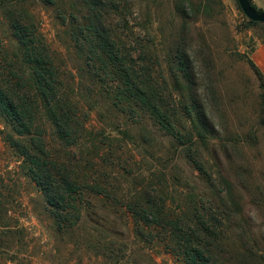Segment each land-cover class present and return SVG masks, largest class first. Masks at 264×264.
<instances>
[{
    "label": "rangeland",
    "instance_id": "obj_1",
    "mask_svg": "<svg viewBox=\"0 0 264 264\" xmlns=\"http://www.w3.org/2000/svg\"><path fill=\"white\" fill-rule=\"evenodd\" d=\"M16 1L78 107L80 137L60 142L40 108L36 124L50 159L84 189L58 224L0 112V264H187V240L206 244L217 264H264V25H248L236 0H101L96 10L90 0ZM16 1L0 0V78L28 93L7 20ZM251 2L264 12V0ZM93 15L152 95L156 117L120 94L98 62L89 73L71 20L86 29ZM149 198L179 223L176 234L129 212L152 210Z\"/></svg>",
    "mask_w": 264,
    "mask_h": 264
},
{
    "label": "trees",
    "instance_id": "obj_2",
    "mask_svg": "<svg viewBox=\"0 0 264 264\" xmlns=\"http://www.w3.org/2000/svg\"><path fill=\"white\" fill-rule=\"evenodd\" d=\"M249 1L256 11L264 13L257 10L251 0ZM46 2L50 5H56L55 0H47ZM102 4L101 0H90L88 7L91 10H96ZM10 5H14V7L10 8L13 11L7 14V20L10 25L11 36L18 46L23 63L27 65L30 71L28 78L30 92H25V87H21L20 83L12 78L6 82L0 78V112L10 120L13 129L16 131L19 141L14 142L12 138L10 140L12 147L16 149L26 163V170L42 192L50 208V214L53 215L58 224H62V222L64 223V216L69 213L70 204L76 201V195L84 188L80 187V183L74 179L73 173L65 164H58L50 159L44 132L36 124L37 113L39 112L37 110L38 108L41 109V113L54 128L55 135L60 142L76 145L80 137L76 114L78 107H74L62 94L54 57L33 28L28 14L18 10L17 1ZM89 21L90 26L85 29L84 24L81 27L74 16L71 20L74 30L78 26L77 32L73 35L74 48L86 57L89 73L91 74L96 70L97 66L93 65L98 62L101 67L100 70L112 74L118 85L120 84L121 88L118 85L115 88L119 87L118 91L122 90L120 94L126 96L129 102H135L139 107L150 111V114L156 117L157 107L152 105L154 104V101L151 100L152 95L146 90L139 78H135L133 66L124 62V58L127 57L126 54L123 55L115 42H111L110 37L106 36L108 31L102 26L100 16L93 15ZM255 24L257 23L248 22L250 26ZM5 68L8 73L9 65L6 64ZM2 70L4 71V69ZM22 92L23 94H21ZM24 92L27 94L26 96H23ZM157 120L167 126L164 118L158 116ZM91 191L107 199L108 193L105 189L94 186L91 187ZM147 204L152 207V210L147 208L142 211L139 205L129 206L128 210L145 226L176 234L175 227L179 223L163 219V216L157 213L159 209L152 198L148 199ZM70 209L76 212L75 206ZM77 215L78 218L81 217L78 211ZM139 232L143 231L138 228L137 233ZM189 242L190 240L184 242L187 247L185 252L187 264L218 263L214 257V252L202 241H195L194 246H192L193 242L190 245ZM194 247H199L201 250H196Z\"/></svg>",
    "mask_w": 264,
    "mask_h": 264
},
{
    "label": "water",
    "instance_id": "obj_3",
    "mask_svg": "<svg viewBox=\"0 0 264 264\" xmlns=\"http://www.w3.org/2000/svg\"><path fill=\"white\" fill-rule=\"evenodd\" d=\"M236 1L241 12L248 21L252 23L264 25V13H259L258 11H256L251 6L249 0H236Z\"/></svg>",
    "mask_w": 264,
    "mask_h": 264
}]
</instances>
